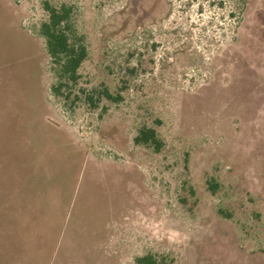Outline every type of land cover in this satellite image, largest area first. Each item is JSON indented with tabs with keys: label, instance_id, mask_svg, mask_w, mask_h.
Masks as SVG:
<instances>
[{
	"label": "rangeland",
	"instance_id": "374dc122",
	"mask_svg": "<svg viewBox=\"0 0 264 264\" xmlns=\"http://www.w3.org/2000/svg\"><path fill=\"white\" fill-rule=\"evenodd\" d=\"M45 2L87 52L59 96ZM145 254L264 264V0H0V264Z\"/></svg>",
	"mask_w": 264,
	"mask_h": 264
},
{
	"label": "trees",
	"instance_id": "16d2710c",
	"mask_svg": "<svg viewBox=\"0 0 264 264\" xmlns=\"http://www.w3.org/2000/svg\"><path fill=\"white\" fill-rule=\"evenodd\" d=\"M47 18L38 28V34L44 40L46 54L52 65L57 84L52 87L55 96L63 95L62 90L70 85L77 84L78 69L87 57L86 48L81 38L76 37L72 27V8L67 5L58 7L45 2L43 4ZM107 99L116 100L106 91L103 93ZM69 97V92L64 94ZM91 100L90 98H87ZM134 145L152 148L159 152L162 142L153 128H142L133 138ZM135 264H169L163 257L145 254L134 259Z\"/></svg>",
	"mask_w": 264,
	"mask_h": 264
}]
</instances>
